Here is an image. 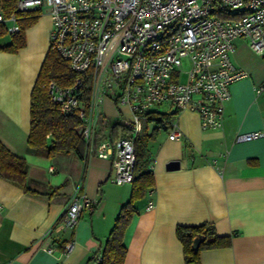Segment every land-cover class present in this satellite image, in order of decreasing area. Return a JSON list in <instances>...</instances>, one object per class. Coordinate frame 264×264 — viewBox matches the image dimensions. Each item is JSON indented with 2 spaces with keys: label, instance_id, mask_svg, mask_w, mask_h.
<instances>
[{
  "label": "crops",
  "instance_id": "obj_1",
  "mask_svg": "<svg viewBox=\"0 0 264 264\" xmlns=\"http://www.w3.org/2000/svg\"><path fill=\"white\" fill-rule=\"evenodd\" d=\"M50 31L43 9L25 32V47L16 54L0 52V141L25 159L27 177L41 193L26 194L0 180V264H96L120 208L130 199L131 184H113L108 159L84 149L82 157L42 158L27 147L30 94ZM230 60L248 76L229 87L221 129L202 131L198 116L188 111L173 113L168 124L152 129L155 135L146 148L155 185L134 204L123 237V264H186L176 228L204 223L212 224L218 236H231V245L201 251L199 264H264V137L235 142L239 134H264V92L255 94L264 84V55L237 39ZM102 112L97 137L106 136L124 109L107 100ZM170 123L181 130L180 140H168ZM170 161H178L179 169L167 171ZM82 175L83 192L95 205L81 214L73 231L64 230L56 222ZM49 191L55 195L44 194ZM70 239L74 248L64 256L62 248ZM51 245L54 252L48 254Z\"/></svg>",
  "mask_w": 264,
  "mask_h": 264
},
{
  "label": "built area",
  "instance_id": "obj_2",
  "mask_svg": "<svg viewBox=\"0 0 264 264\" xmlns=\"http://www.w3.org/2000/svg\"><path fill=\"white\" fill-rule=\"evenodd\" d=\"M48 10L49 46L78 76L72 85L47 86L51 103L62 115L75 114L76 129L90 155L110 161L112 182L130 184L135 166V142L156 107L172 113H195L202 131L219 130L229 87L248 76L230 60L237 39L264 55V0H19L18 11ZM0 24L8 34L18 27L14 16ZM187 66V70L182 68ZM84 79L89 80L83 89ZM264 92V84L255 94ZM112 101L123 108L119 125L129 136L97 137L102 107ZM169 141L183 137L169 124ZM262 132L239 134L235 142L263 138ZM84 176L71 194L60 225L73 231L94 201L83 192ZM152 203L147 208L152 209ZM73 239L62 248L69 255ZM48 254L54 247L46 248Z\"/></svg>",
  "mask_w": 264,
  "mask_h": 264
},
{
  "label": "trees",
  "instance_id": "obj_3",
  "mask_svg": "<svg viewBox=\"0 0 264 264\" xmlns=\"http://www.w3.org/2000/svg\"><path fill=\"white\" fill-rule=\"evenodd\" d=\"M19 0H0V14L8 19L14 16L18 30L8 34L6 25L0 24V52L16 54L25 47V32L32 27L40 17V11H18ZM7 37L9 40H7ZM3 40L7 43L1 45ZM69 65L63 61L50 46L47 50L38 76L30 94V127L27 137L29 151L42 158H52L55 155L75 154L82 157L84 144L76 129L79 121L75 114L62 115L59 108L49 100L46 86L50 81L62 87H68L77 78ZM89 80L84 79L83 89H88ZM175 114V113H174ZM173 116L162 114L159 118L150 117L157 126L168 124ZM155 126L154 128L156 129ZM127 137L129 133L120 127L118 122L111 126V136ZM155 132L148 136L140 135L135 142V166L131 184L129 201L124 204L115 219L114 225L101 249L98 251L96 264H123L126 247L123 237L131 218L135 214V202L142 200L149 190L153 189L155 179L149 169V157L146 142L154 138ZM0 180L8 182L30 195L41 194L27 177V163L24 158L14 155L0 141ZM55 195V191L44 193ZM61 216L56 224L62 220ZM204 237L198 251L192 250V241L197 236ZM176 237L182 245L183 258L186 264H199L201 251L227 248L231 245V236H218L212 224L199 226H178ZM94 257H91L93 260Z\"/></svg>",
  "mask_w": 264,
  "mask_h": 264
},
{
  "label": "rangeland",
  "instance_id": "obj_4",
  "mask_svg": "<svg viewBox=\"0 0 264 264\" xmlns=\"http://www.w3.org/2000/svg\"><path fill=\"white\" fill-rule=\"evenodd\" d=\"M44 10L46 9L45 7L43 8ZM7 40H9V38L7 37ZM187 66H184L182 68V71L187 70ZM152 113L151 117L153 118H159L161 117L162 114H171V111L169 110V108L165 107V106H160V107H156ZM107 120V119H106ZM157 126L155 121H143V132L141 133V135H145L148 134L150 132H152V129ZM160 131V130H158ZM165 131H162L161 133H163Z\"/></svg>",
  "mask_w": 264,
  "mask_h": 264
},
{
  "label": "water",
  "instance_id": "obj_5",
  "mask_svg": "<svg viewBox=\"0 0 264 264\" xmlns=\"http://www.w3.org/2000/svg\"><path fill=\"white\" fill-rule=\"evenodd\" d=\"M166 170L167 171H175V170H178L179 169V162L178 161H170L166 164L165 166ZM204 241V237L201 236V235H197L193 241H192V250L194 252H197L198 251V248L200 246V244Z\"/></svg>",
  "mask_w": 264,
  "mask_h": 264
}]
</instances>
